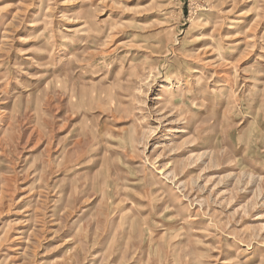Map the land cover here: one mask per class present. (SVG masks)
I'll return each instance as SVG.
<instances>
[{
    "label": "rangeland",
    "instance_id": "obj_1",
    "mask_svg": "<svg viewBox=\"0 0 264 264\" xmlns=\"http://www.w3.org/2000/svg\"><path fill=\"white\" fill-rule=\"evenodd\" d=\"M0 264H264V0H0Z\"/></svg>",
    "mask_w": 264,
    "mask_h": 264
}]
</instances>
